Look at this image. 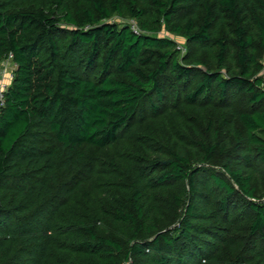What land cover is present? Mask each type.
<instances>
[{
  "label": "trees",
  "instance_id": "16d2710c",
  "mask_svg": "<svg viewBox=\"0 0 264 264\" xmlns=\"http://www.w3.org/2000/svg\"><path fill=\"white\" fill-rule=\"evenodd\" d=\"M162 26L195 54L180 61ZM10 55L0 264H264V0H0ZM145 103L195 113L190 138L99 186L100 154Z\"/></svg>",
  "mask_w": 264,
  "mask_h": 264
},
{
  "label": "rangeland",
  "instance_id": "374dc122",
  "mask_svg": "<svg viewBox=\"0 0 264 264\" xmlns=\"http://www.w3.org/2000/svg\"><path fill=\"white\" fill-rule=\"evenodd\" d=\"M114 23H130L135 25L137 29H140L138 22L127 16L120 17L115 15L111 20ZM68 27V26H67ZM160 38H167L176 43L175 49L179 52L178 58L180 61L183 60L185 56H193L195 54V47L188 44V42L180 35L174 34L162 26L160 31L154 34ZM202 59H207V54L205 52L200 53ZM2 65V64H1ZM215 68L217 66H214ZM8 74L13 72V66L10 64L7 67ZM224 72V70H222ZM6 74V75H8ZM12 79L9 76L3 78L2 82L6 85L11 83ZM178 88V86H176ZM164 91L166 97L174 98L175 88L173 82L169 84H164ZM238 106L241 109L249 108V103L247 102L246 97L241 96L239 98ZM160 112L153 113L151 110V105L144 104L141 113L138 117L122 132L119 137L118 142L108 150H105L100 154V167H99V176L98 184L99 186L107 181H128L141 170V165L148 166L144 170H148L151 166L152 169L154 165L148 161V159H156L157 155H160V152H155V148L160 144L165 145L166 143L172 144V138H183L189 139L190 133L192 131V125L196 124L198 117L195 113L181 107L170 108L165 103L159 104ZM264 108V102L262 104ZM207 117L211 116V112L207 111ZM206 123L202 124V127L205 128ZM190 131V133H189ZM148 149V152L146 151ZM137 155L145 157L146 160L137 159ZM219 160L217 159L216 163L207 165L210 170L221 171L222 167L218 164ZM143 169V168H142ZM257 187V195L259 200L264 201V168L259 167L258 172L255 174V179L253 183ZM240 209L245 207V203L241 200H238Z\"/></svg>",
  "mask_w": 264,
  "mask_h": 264
},
{
  "label": "built area",
  "instance_id": "2783aa9c",
  "mask_svg": "<svg viewBox=\"0 0 264 264\" xmlns=\"http://www.w3.org/2000/svg\"><path fill=\"white\" fill-rule=\"evenodd\" d=\"M132 29L135 31V32H139L140 29H137V27L133 24L131 25ZM262 63H263V70H262V76H263V79H264V57H263V60H262ZM2 65H0V108L2 106H4L5 104V94L8 90V87L9 85H6L2 82L3 78L6 77V76H9L11 79H13V72H9V74L7 73L8 70H7V67H9V65L11 64L13 66V71L16 67V64L13 62V55H10L8 58L4 59L2 62H1ZM8 74V75H6ZM262 89L264 90V80L262 82V85H261ZM128 264V263H126Z\"/></svg>",
  "mask_w": 264,
  "mask_h": 264
}]
</instances>
